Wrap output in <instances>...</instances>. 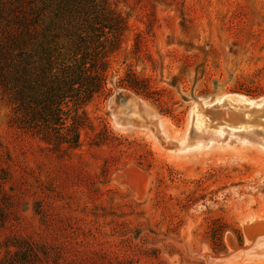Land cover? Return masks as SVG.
I'll list each match as a JSON object with an SVG mask.
<instances>
[{
	"label": "rangeland",
	"instance_id": "obj_1",
	"mask_svg": "<svg viewBox=\"0 0 264 264\" xmlns=\"http://www.w3.org/2000/svg\"><path fill=\"white\" fill-rule=\"evenodd\" d=\"M106 5L121 32L87 43L106 91L77 107V145L19 127L0 81V264H264V234L244 232L264 217V113L216 129L194 116L229 96L264 104V0Z\"/></svg>",
	"mask_w": 264,
	"mask_h": 264
},
{
	"label": "trees",
	"instance_id": "obj_2",
	"mask_svg": "<svg viewBox=\"0 0 264 264\" xmlns=\"http://www.w3.org/2000/svg\"><path fill=\"white\" fill-rule=\"evenodd\" d=\"M34 1H0V81L13 93V121L19 127L54 145L75 146L81 125L77 107L106 91L105 66L102 59L90 57L87 43L101 37L107 41L110 32V40H117L121 27L107 21L121 18L106 0ZM52 4V21L42 25L39 16ZM61 33L71 45L65 53L57 49ZM126 83L135 90L141 87L133 73ZM69 103L74 110L66 124L70 108L64 107Z\"/></svg>",
	"mask_w": 264,
	"mask_h": 264
},
{
	"label": "bare ground",
	"instance_id": "obj_3",
	"mask_svg": "<svg viewBox=\"0 0 264 264\" xmlns=\"http://www.w3.org/2000/svg\"><path fill=\"white\" fill-rule=\"evenodd\" d=\"M126 98L133 100L134 97L128 95L126 96ZM256 104L257 106H253L255 104L252 102V100L246 99L243 96H229L227 99H224L222 100V102H218L217 104L209 108H203L202 106L197 105L194 111L195 126H213V129H216V125L220 122L221 119L226 120V122H228L227 124H229L230 127H233L232 124H236L239 122H253L254 118L253 120L250 119V116L252 115L250 111L252 109H255V112H259V115L261 116H263L264 113V111L260 110L261 108H264V104L259 102ZM247 111L248 114L250 113L248 117L243 115V113ZM210 119H214V121L209 122L208 120ZM244 229L247 234H250L252 238L257 234H262L259 232L264 233V217L253 219L247 224L245 223Z\"/></svg>",
	"mask_w": 264,
	"mask_h": 264
},
{
	"label": "water",
	"instance_id": "obj_4",
	"mask_svg": "<svg viewBox=\"0 0 264 264\" xmlns=\"http://www.w3.org/2000/svg\"><path fill=\"white\" fill-rule=\"evenodd\" d=\"M244 232H245V230H244ZM259 233L264 234L263 232H259ZM245 234L247 235V238H248V236L250 235V234H247V232H246ZM262 234H257L256 237H257L258 235H262ZM254 238H255V237H254Z\"/></svg>",
	"mask_w": 264,
	"mask_h": 264
}]
</instances>
